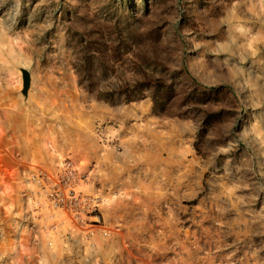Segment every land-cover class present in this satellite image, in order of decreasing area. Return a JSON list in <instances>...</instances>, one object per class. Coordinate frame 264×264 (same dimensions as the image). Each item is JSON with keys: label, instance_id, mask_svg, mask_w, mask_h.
Wrapping results in <instances>:
<instances>
[{"label": "rangeland", "instance_id": "obj_1", "mask_svg": "<svg viewBox=\"0 0 264 264\" xmlns=\"http://www.w3.org/2000/svg\"><path fill=\"white\" fill-rule=\"evenodd\" d=\"M0 264H264V0H0Z\"/></svg>", "mask_w": 264, "mask_h": 264}, {"label": "water", "instance_id": "obj_2", "mask_svg": "<svg viewBox=\"0 0 264 264\" xmlns=\"http://www.w3.org/2000/svg\"><path fill=\"white\" fill-rule=\"evenodd\" d=\"M21 73H22V80H23L22 94L27 96L28 90L31 85V77L27 70H22Z\"/></svg>", "mask_w": 264, "mask_h": 264}, {"label": "built area", "instance_id": "obj_3", "mask_svg": "<svg viewBox=\"0 0 264 264\" xmlns=\"http://www.w3.org/2000/svg\"><path fill=\"white\" fill-rule=\"evenodd\" d=\"M65 180H63L64 185H69L70 175L65 176Z\"/></svg>", "mask_w": 264, "mask_h": 264}, {"label": "trees", "instance_id": "obj_4", "mask_svg": "<svg viewBox=\"0 0 264 264\" xmlns=\"http://www.w3.org/2000/svg\"><path fill=\"white\" fill-rule=\"evenodd\" d=\"M211 90H214V88H211ZM125 93H129L128 95H130V90L129 89H126L125 90Z\"/></svg>", "mask_w": 264, "mask_h": 264}]
</instances>
